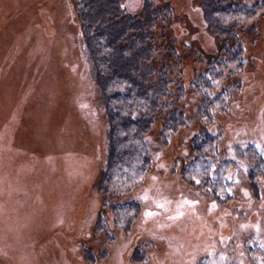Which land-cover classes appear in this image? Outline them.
Returning <instances> with one entry per match:
<instances>
[{
  "label": "rangeland",
  "instance_id": "1",
  "mask_svg": "<svg viewBox=\"0 0 264 264\" xmlns=\"http://www.w3.org/2000/svg\"><path fill=\"white\" fill-rule=\"evenodd\" d=\"M150 1L171 6L152 34L181 56L171 75L183 94L172 84L169 101L185 125L164 141L159 110L145 136L149 172L128 192L105 193L109 126L75 0H0V264H264V187L256 197L243 155L264 150V18L240 33L245 65L231 81L242 88L209 122L192 81L222 39L202 0ZM204 130L222 132L220 161L235 165L223 203L199 175L184 176ZM133 202L139 213L125 231L115 209Z\"/></svg>",
  "mask_w": 264,
  "mask_h": 264
},
{
  "label": "trees",
  "instance_id": "2",
  "mask_svg": "<svg viewBox=\"0 0 264 264\" xmlns=\"http://www.w3.org/2000/svg\"><path fill=\"white\" fill-rule=\"evenodd\" d=\"M126 1L75 0L109 126L106 168L100 182L105 193L128 192L149 172L152 157L145 136L159 110L167 112L164 141L185 125L182 113L169 101L172 84L183 94L182 85L171 75L181 56L165 34L161 36L165 43L152 34L157 22L170 16L171 6L155 8L150 0H144L140 12L130 13L124 7ZM201 6L207 26L222 39L219 57L209 61L192 81L200 117L210 122L216 111L227 108L232 91L242 88L241 81H231L245 65L240 33L256 29L255 21L264 18V0H202ZM221 137L218 130H204L193 137L195 161L184 176L192 183L199 175L201 185L223 203L230 199L228 178L235 165L228 159L220 161ZM243 155L244 175L258 197L264 187V150L249 146ZM115 212H119L116 220L121 228L128 231L139 205L133 202Z\"/></svg>",
  "mask_w": 264,
  "mask_h": 264
}]
</instances>
